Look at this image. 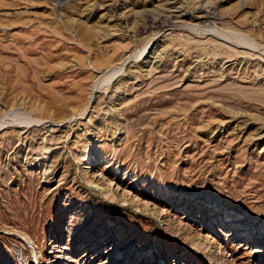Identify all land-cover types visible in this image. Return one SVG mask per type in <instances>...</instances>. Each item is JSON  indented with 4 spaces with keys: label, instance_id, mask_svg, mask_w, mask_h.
<instances>
[{
    "label": "rangeland",
    "instance_id": "1",
    "mask_svg": "<svg viewBox=\"0 0 264 264\" xmlns=\"http://www.w3.org/2000/svg\"><path fill=\"white\" fill-rule=\"evenodd\" d=\"M0 264H264V0H0Z\"/></svg>",
    "mask_w": 264,
    "mask_h": 264
},
{
    "label": "bare ground",
    "instance_id": "2",
    "mask_svg": "<svg viewBox=\"0 0 264 264\" xmlns=\"http://www.w3.org/2000/svg\"><path fill=\"white\" fill-rule=\"evenodd\" d=\"M159 52V51H158ZM162 52V51H161ZM95 162V161H94Z\"/></svg>",
    "mask_w": 264,
    "mask_h": 264
}]
</instances>
